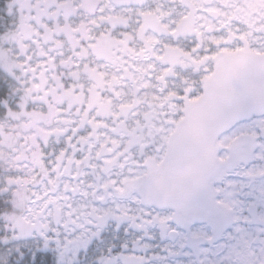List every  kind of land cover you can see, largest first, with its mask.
Returning <instances> with one entry per match:
<instances>
[{
    "label": "snow or ice",
    "instance_id": "1",
    "mask_svg": "<svg viewBox=\"0 0 264 264\" xmlns=\"http://www.w3.org/2000/svg\"><path fill=\"white\" fill-rule=\"evenodd\" d=\"M0 264H264V0H0Z\"/></svg>",
    "mask_w": 264,
    "mask_h": 264
}]
</instances>
